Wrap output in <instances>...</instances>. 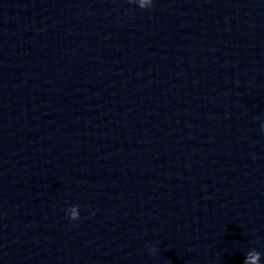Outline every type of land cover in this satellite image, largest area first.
Segmentation results:
<instances>
[{"label": "clouds", "instance_id": "clouds-1", "mask_svg": "<svg viewBox=\"0 0 264 264\" xmlns=\"http://www.w3.org/2000/svg\"><path fill=\"white\" fill-rule=\"evenodd\" d=\"M129 3H135L140 9H148L153 5V0H129ZM264 130V125L261 126ZM66 215H68L70 221H77L80 219L79 205L71 206L67 209ZM149 253L151 255L156 254L155 248H150ZM261 253L252 249L246 253L243 264H260Z\"/></svg>", "mask_w": 264, "mask_h": 264}]
</instances>
